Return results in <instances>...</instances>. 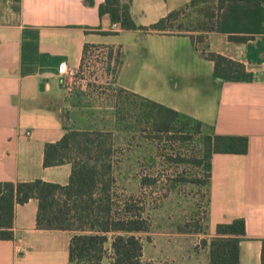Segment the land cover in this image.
<instances>
[{
    "label": "crops",
    "instance_id": "obj_1",
    "mask_svg": "<svg viewBox=\"0 0 264 264\" xmlns=\"http://www.w3.org/2000/svg\"><path fill=\"white\" fill-rule=\"evenodd\" d=\"M189 1L132 0L130 14L132 20L136 19V26L148 27ZM103 2L0 0V183L35 180L67 183L71 172L69 164L43 167L45 145L63 138L66 133L64 117H68L69 124L76 129L92 130L101 126L98 111L106 110L96 104L95 99L99 98L92 89L82 92L80 97L75 91L67 93L66 90V80L71 76L63 75L61 66L77 72L86 44L119 46L122 51L120 44L112 45L107 39L123 32H140L174 45L175 48L161 51L160 59L171 58L177 63L184 55L194 63L207 61L187 36L120 30L118 26L114 35L101 34L112 32L113 26L106 17H99V6ZM205 52L242 63L254 80L250 83L216 80L213 63L207 61L211 64L216 98L214 105L203 114L196 113L190 104L178 106L175 101L168 104L139 96L211 126L217 136L247 139L244 155L218 153L212 156L208 235L179 233V236L194 237L196 254L208 264L207 249L200 247L197 241L213 238L218 224L242 218L246 239L240 243V264H260V240L264 239V35L235 44L227 35L211 33L207 36ZM146 57L154 61L150 52ZM116 79L109 84L112 88L138 95L120 86ZM172 83L179 87L175 79ZM37 208L36 200L15 205L13 239L0 240V264H68L72 233L38 230ZM157 234L139 235L143 245L142 260L152 264H178L185 255L180 245L165 244L171 233ZM162 243L164 247L161 248ZM145 244L151 249L147 251ZM189 259L192 264L197 257L189 254ZM103 264H110L109 260Z\"/></svg>",
    "mask_w": 264,
    "mask_h": 264
},
{
    "label": "trees",
    "instance_id": "obj_2",
    "mask_svg": "<svg viewBox=\"0 0 264 264\" xmlns=\"http://www.w3.org/2000/svg\"><path fill=\"white\" fill-rule=\"evenodd\" d=\"M131 2L104 0L99 6L100 19L106 17L120 30L187 36L194 49L213 63L214 79L229 83L254 80L242 63L206 53L205 49L211 33L227 35L235 44L264 35V0H190L148 27L135 25ZM121 61L119 46L86 44L76 75L96 74L114 83ZM107 90V98L112 97L114 119L111 125L104 126L106 130L100 126L76 129L64 117L65 135L44 147V168L71 166L65 185L42 180L0 183V240L13 239L15 205L36 200L38 230L72 233L68 264H103L105 260L110 264H152L142 260L139 235L151 233V214L162 205L168 192L187 185L205 192L206 209L202 219L197 212L178 232L208 235L212 156L244 155L247 139L217 136L211 126L164 105L123 89ZM76 94L81 96L79 91ZM133 142L136 147L131 146ZM144 145L149 147L147 155ZM144 161L148 169H144ZM168 167L175 176L160 184L161 172ZM245 239V221L239 218L218 224L215 236L209 241L201 240L199 246L207 249L208 264H240V243ZM260 243V264H264V239Z\"/></svg>",
    "mask_w": 264,
    "mask_h": 264
},
{
    "label": "rangeland",
    "instance_id": "obj_3",
    "mask_svg": "<svg viewBox=\"0 0 264 264\" xmlns=\"http://www.w3.org/2000/svg\"><path fill=\"white\" fill-rule=\"evenodd\" d=\"M135 20L133 19V22L136 24ZM107 42L112 45L120 44L122 47V61L117 73L118 77L116 76V81L120 86L130 88L138 95L149 99L154 98L160 102L173 104V101H175L178 106H181L182 103L185 105L190 104L191 108L200 114L205 113L209 110V107L214 105L216 92L209 62L194 63L190 58L183 57L184 55L177 63L172 61L173 59L171 58L160 59L159 53L166 50L167 47L168 50L169 48H175L174 45L165 44L160 38L155 36H144L140 32H123L117 36H110ZM148 52L154 56L153 62L147 59ZM173 79L179 83V87H174ZM66 84L72 91H79L80 93L86 92L87 89H92L93 93L99 98V100L95 99L98 102L96 104L106 107V110L98 111L101 129H105L104 126L113 123L114 117L110 100L112 97L107 98L109 95L107 88L111 87L109 85L110 82L101 76L99 77V75L91 74L90 77L71 76L66 80ZM89 97V101L92 102L91 96ZM145 134H147V131H145ZM131 146L136 147V142H133ZM146 146L144 145L143 147L144 155L148 153L149 147ZM186 153L192 155L193 152L187 150ZM160 161L158 160V162ZM129 163L131 164L132 162L126 161V164ZM142 163L144 169L149 168L147 161ZM161 169L159 168V171ZM144 173L146 174L148 171H144ZM174 176L173 169L164 168L161 172L160 184L165 183L167 177L171 178ZM204 194V191L198 192L196 188H192L189 185L181 186L178 191L171 190L168 192L167 198H164L162 205L151 214V232L156 235H158V232L163 231L171 233V237L165 240V244L168 246L179 244L180 251L185 254L182 258L180 257L178 264H191L189 254L192 257H197V259H193L192 264H205L206 262V260L196 254L194 237L179 236L178 232V228L184 222L193 220L197 212L200 215L199 218H203L206 209V197ZM206 225L209 231L210 221L208 218ZM201 240L197 242L199 243ZM163 243L160 244L161 248L164 247L162 246ZM145 247L146 250L151 249L147 244H145Z\"/></svg>",
    "mask_w": 264,
    "mask_h": 264
},
{
    "label": "built area",
    "instance_id": "obj_4",
    "mask_svg": "<svg viewBox=\"0 0 264 264\" xmlns=\"http://www.w3.org/2000/svg\"><path fill=\"white\" fill-rule=\"evenodd\" d=\"M117 25H113L112 28H111V31L112 32H116L117 31ZM61 72L63 75H69V76H75L77 74V72L73 73L72 71H70L65 65H62L61 66ZM67 93H70L72 90L70 88H67ZM27 136H30L29 133L26 134Z\"/></svg>",
    "mask_w": 264,
    "mask_h": 264
}]
</instances>
